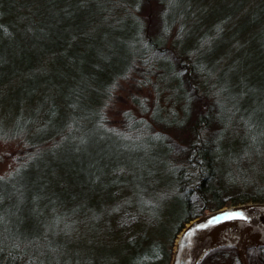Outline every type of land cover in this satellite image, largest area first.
<instances>
[{
	"label": "trees",
	"instance_id": "16d2710c",
	"mask_svg": "<svg viewBox=\"0 0 264 264\" xmlns=\"http://www.w3.org/2000/svg\"><path fill=\"white\" fill-rule=\"evenodd\" d=\"M131 73L150 104L110 115ZM0 139V264H169L189 221L264 202V0H0Z\"/></svg>",
	"mask_w": 264,
	"mask_h": 264
},
{
	"label": "water",
	"instance_id": "95a60500",
	"mask_svg": "<svg viewBox=\"0 0 264 264\" xmlns=\"http://www.w3.org/2000/svg\"><path fill=\"white\" fill-rule=\"evenodd\" d=\"M242 213L246 219L228 218ZM264 245V202H246L222 207L189 221L177 235L169 264H198L212 248L235 247L241 264H247L243 247Z\"/></svg>",
	"mask_w": 264,
	"mask_h": 264
},
{
	"label": "rangeland",
	"instance_id": "374dc122",
	"mask_svg": "<svg viewBox=\"0 0 264 264\" xmlns=\"http://www.w3.org/2000/svg\"><path fill=\"white\" fill-rule=\"evenodd\" d=\"M142 79L139 78L138 74L131 73L124 81L118 83L119 86L117 85L118 87L113 92L114 98L108 103L107 110L110 115H121L124 110H129L138 115L140 106L145 103L149 106L150 103L146 98H150L151 94L143 86ZM17 147L14 140L0 139V177L9 174L16 166V154L14 153ZM225 254L221 256L214 251L213 254L203 260L202 264H238L233 259L231 252Z\"/></svg>",
	"mask_w": 264,
	"mask_h": 264
},
{
	"label": "snow or ice",
	"instance_id": "6c2138e0",
	"mask_svg": "<svg viewBox=\"0 0 264 264\" xmlns=\"http://www.w3.org/2000/svg\"><path fill=\"white\" fill-rule=\"evenodd\" d=\"M240 218V219H246V217L243 216L242 213H231L228 215V218Z\"/></svg>",
	"mask_w": 264,
	"mask_h": 264
}]
</instances>
